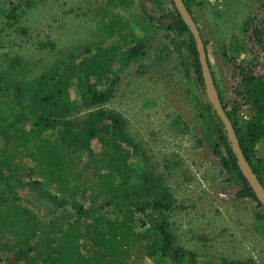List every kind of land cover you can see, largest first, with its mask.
Masks as SVG:
<instances>
[{"label":"trees","instance_id":"16d2710c","mask_svg":"<svg viewBox=\"0 0 264 264\" xmlns=\"http://www.w3.org/2000/svg\"><path fill=\"white\" fill-rule=\"evenodd\" d=\"M40 1L43 0H0V17L27 36L28 29L17 26L34 3ZM152 1L157 3L159 14H146V37H130L126 29L119 32L113 26L114 44L84 59L80 67L71 58L37 80H8L5 87H0L5 98L0 125V253L14 250V255L1 260L4 264H105L110 256L123 251L121 239L142 225L146 226L142 237L146 241V255L153 264H187L182 251L176 249L168 226L175 204L171 192L162 187V179L157 182L146 173L141 175L131 164L138 157L137 147L128 140L122 118L103 111L92 114L113 98L120 72L132 63H140L158 37L168 40V46L181 60L207 140L223 170L241 187L237 198L251 199L264 215V207L238 166L225 125L207 99L197 44L190 28L173 0ZM182 1L198 25L192 12L193 0ZM128 4L132 6L134 0ZM243 31L253 40L257 53L263 54L264 16L248 18ZM203 42L206 51L204 39ZM233 63V99L228 103L208 60L241 150L264 187V162L257 153L264 140V80L258 75L261 61L234 59ZM243 108L253 111L249 120L240 116ZM85 112L91 114L80 117ZM26 169L35 178L33 184L42 186L48 195L65 199L66 204L73 201V210L54 219L53 228L59 224L55 228L58 239L48 243L45 251L37 247L40 218L17 201L11 189L12 180ZM147 212L155 220L148 217L149 222L145 223L142 217L138 218V214L143 216ZM103 214L113 216V221H105L104 217L94 221V217ZM123 214L131 222L117 221Z\"/></svg>","mask_w":264,"mask_h":264},{"label":"rangeland","instance_id":"374dc122","mask_svg":"<svg viewBox=\"0 0 264 264\" xmlns=\"http://www.w3.org/2000/svg\"><path fill=\"white\" fill-rule=\"evenodd\" d=\"M128 1L36 2L17 26L27 28V36L0 17V87H5L8 80H37L71 58L80 67L84 59L114 44L113 26L119 32L126 29L130 37H146L145 16L159 14L157 3L134 0L128 6ZM192 12L206 42L212 72L228 103L233 99L234 59L261 61L258 75L264 80V53H257L253 40L243 31L248 18L264 16V0H193ZM168 44L162 37L153 41L140 63H132L120 72L113 98L92 114L103 111L122 118L128 140L137 147L138 157L131 164L141 175L146 173L157 182L162 179V187L171 192L175 204L168 226L187 264H264L263 211L251 199L237 198L241 187L214 154L184 67ZM4 101L0 93V125ZM253 114L250 108L240 112L244 120ZM1 147L2 141L0 151ZM257 153L264 162V140ZM34 180L29 170H23L12 180L11 189L17 201L40 218L37 247L45 251L48 243L58 239L55 228L59 224L53 228L54 219L73 210V201L66 204L64 198L55 199L42 186L34 185ZM148 213L137 216L145 223L148 217L155 220ZM100 217L113 221L109 214L98 215L94 221ZM116 219L131 222L124 214ZM145 229L142 225L122 238L123 251L110 256L105 264H153L142 239ZM12 255L14 250L0 253V264Z\"/></svg>","mask_w":264,"mask_h":264},{"label":"water","instance_id":"95a60500","mask_svg":"<svg viewBox=\"0 0 264 264\" xmlns=\"http://www.w3.org/2000/svg\"><path fill=\"white\" fill-rule=\"evenodd\" d=\"M173 2L175 3L177 11H179L183 21L190 28L191 33L193 34L194 39L196 41L197 51L199 53V60L201 63V68H202V76L204 79V85H205L204 87H205V91L207 94V99L210 102V104L215 108L218 116L220 117V119L225 125V130L227 132L229 141L231 142L233 152L237 157L238 166L243 176L246 178L250 187L253 189V192L255 193L257 199L264 207V187L260 183L258 177L254 173L249 163L247 162L241 150V147L237 139V136L235 134L233 125L228 119L223 109V106L219 98L218 91L215 87L216 85L213 79V75H212L211 69L208 64V58H207V54L205 51L204 42L198 30V26L194 22L193 17L189 13L188 9L186 8L182 0H173Z\"/></svg>","mask_w":264,"mask_h":264}]
</instances>
